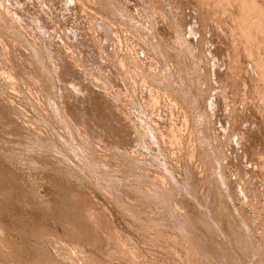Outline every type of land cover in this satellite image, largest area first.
Instances as JSON below:
<instances>
[{"label": "rangeland", "instance_id": "1", "mask_svg": "<svg viewBox=\"0 0 264 264\" xmlns=\"http://www.w3.org/2000/svg\"><path fill=\"white\" fill-rule=\"evenodd\" d=\"M0 264H264V0H0Z\"/></svg>", "mask_w": 264, "mask_h": 264}, {"label": "bare ground", "instance_id": "2", "mask_svg": "<svg viewBox=\"0 0 264 264\" xmlns=\"http://www.w3.org/2000/svg\"><path fill=\"white\" fill-rule=\"evenodd\" d=\"M72 2V1H71ZM82 8H83V6H82ZM18 18V17H17ZM95 22V21H94ZM99 29V28H98ZM78 42V41H77ZM87 47V46H86ZM80 48V47H79ZM95 49V48H94ZM85 51V50H84ZM89 52V51H88ZM78 54V53H77ZM88 55V54H87ZM99 64V63H98ZM103 65H105V64H103ZM101 70V69H100ZM77 79V78H76ZM7 80V79H6ZM128 108V107H127ZM175 108V107H174ZM94 110H96V109H94ZM68 112V111H67ZM95 112V111H94ZM201 115V114H200ZM162 123V122H161ZM89 125V124H88ZM160 129V128H159ZM155 130V129H154ZM93 131V130H92ZM104 183V182H103ZM84 204V203H83ZM179 222V221H178Z\"/></svg>", "mask_w": 264, "mask_h": 264}]
</instances>
